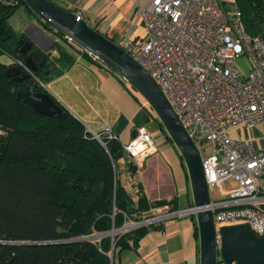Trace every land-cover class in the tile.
<instances>
[{
  "label": "trees",
  "instance_id": "16d2710c",
  "mask_svg": "<svg viewBox=\"0 0 264 264\" xmlns=\"http://www.w3.org/2000/svg\"><path fill=\"white\" fill-rule=\"evenodd\" d=\"M233 2L244 30L262 36L264 0ZM21 5L32 12L24 0L0 3V27L10 34L0 40V54L8 55L11 62L23 61L13 48L17 37L24 36L14 34L7 25ZM59 50L57 61L66 67L72 58ZM43 55L45 61L33 75L47 83L53 70L43 72L55 60L49 51ZM6 66L0 62V264H113L123 249L135 247L146 230L159 223L117 231L112 236L102 234L111 227L118 229L154 217L165 205L167 211H174L178 209L174 200L149 201L139 193L133 199L119 179L117 159L127 156L118 137L108 138L99 131V139L95 138L60 103L63 118L36 113L15 98V90L31 84L36 91H47L31 76L9 83L3 72ZM125 163L131 176L136 167L130 159ZM193 235L197 239L195 222ZM79 238L82 240H76ZM20 241L55 242L12 243Z\"/></svg>",
  "mask_w": 264,
  "mask_h": 264
},
{
  "label": "built area",
  "instance_id": "2783aa9c",
  "mask_svg": "<svg viewBox=\"0 0 264 264\" xmlns=\"http://www.w3.org/2000/svg\"><path fill=\"white\" fill-rule=\"evenodd\" d=\"M73 13L76 20L81 18L79 8ZM135 15L144 36L122 37L117 45L155 81L198 150L207 191H216L213 198L208 194L205 206L211 213L216 255L221 226L245 223L256 234L264 235V147L226 132L232 126L264 123V33H247L238 11L227 12L219 0H145ZM64 37L74 42L70 36ZM79 46L90 60H97L93 50ZM12 63L46 90L47 83L34 76L23 61L13 59ZM100 132L108 138L117 137L106 124ZM92 134L99 139L98 132ZM121 147L136 168L155 151L143 124L135 127L134 135ZM226 182L228 187L223 188ZM160 215L194 214L192 208L184 207L125 229L154 223ZM215 261L226 264L219 255Z\"/></svg>",
  "mask_w": 264,
  "mask_h": 264
},
{
  "label": "crops",
  "instance_id": "0c3cea01",
  "mask_svg": "<svg viewBox=\"0 0 264 264\" xmlns=\"http://www.w3.org/2000/svg\"><path fill=\"white\" fill-rule=\"evenodd\" d=\"M50 1L71 12L79 8L81 19L116 44L122 37L135 39L144 36V29L135 13L137 7L145 0ZM219 1L225 9L229 4H234L233 0ZM21 7L23 9L19 15L20 22L14 21L18 18L15 14L19 12V6L7 20L9 29L25 38L30 34L43 46L49 45L46 52L49 51V57L55 61L52 63L53 71L46 90L79 119L88 131L97 133L101 130V125L106 124L122 144L133 136L137 125L143 124L146 127V121L149 119L156 125L158 134L153 138L155 151L143 158L141 166L136 168L131 176L125 163L128 158L121 157L122 162L118 168L119 171L121 169L123 180L120 177L119 179L127 193L133 199L136 198V193L142 194L149 201L172 199L178 209L184 208L179 206V198L181 193H184L185 207L190 206L192 196L185 165L143 97L98 60L92 61L79 54L76 51L80 50L79 44L53 33L32 12L22 5ZM13 21L18 23V26H13ZM45 35L51 36L53 41L50 42ZM34 48L40 50L35 44ZM59 49L72 58V62L66 67L60 66L57 61ZM7 57V62H0L8 66L12 62L9 63L11 59L8 55ZM147 131L149 132L148 129ZM227 131V134H231L230 137L249 138L255 147H264V123L232 126L227 128ZM161 209L159 213H166L168 206L167 209ZM151 210L155 209L150 208L149 211ZM179 217H167L154 222L159 225L148 228L135 247L123 249L113 264H198L193 215H189L190 221L177 220Z\"/></svg>",
  "mask_w": 264,
  "mask_h": 264
},
{
  "label": "water",
  "instance_id": "95a60500",
  "mask_svg": "<svg viewBox=\"0 0 264 264\" xmlns=\"http://www.w3.org/2000/svg\"><path fill=\"white\" fill-rule=\"evenodd\" d=\"M24 1L32 13L46 24L53 33L70 36L75 43L93 50L96 53L97 60L128 82L153 110L166 134L176 147L186 168L192 196V204L187 207L192 208L196 220L198 264H216L217 250L214 240V228L211 213L205 207L209 203V196L202 173L201 158L158 85L147 71L122 48L89 26L83 19L76 20L73 12L58 7L50 0ZM45 36L50 42L53 41L51 36ZM9 37V32L0 27V40ZM34 44L40 50L34 48ZM48 48L49 45L43 46L35 37L27 34V38L17 37L13 49L23 56V65L33 73L42 66L45 56L41 52H46ZM53 66V64H50L43 73L48 74ZM3 72L11 84L24 81L30 76L20 65L15 63L6 66ZM15 98L29 105L38 114L56 118H63L65 115V111L52 95L48 92L36 91L31 84L19 86L15 90ZM167 217L166 215H160L157 216V220ZM142 224L139 223L137 226ZM120 230L127 231L124 226L118 229L111 227L107 233L102 235L112 236ZM219 234L218 255L226 264H264V235L256 234L245 223L221 226ZM53 242L55 241H20L12 243L41 245ZM112 249L113 246L111 245L110 259Z\"/></svg>",
  "mask_w": 264,
  "mask_h": 264
},
{
  "label": "rangeland",
  "instance_id": "374dc122",
  "mask_svg": "<svg viewBox=\"0 0 264 264\" xmlns=\"http://www.w3.org/2000/svg\"><path fill=\"white\" fill-rule=\"evenodd\" d=\"M22 7L20 6V8H19V12H17L15 15H18L17 17V19L16 20H14V21H17V22H20V17H19V15H20V11H22ZM234 10H235V5L234 4H229L228 5V8H227V12H229V13H233L234 12ZM14 21H13V23H14ZM18 23H14V25L13 26H18L17 25ZM0 60L3 62H7L8 61V57H7V55L6 54H4V53H1L0 54ZM240 64H241V66H243V63L242 62H240ZM49 90V89H48ZM141 97V96H140ZM142 98V97H141ZM143 99V98H142ZM154 113V112H153ZM155 114V113H154ZM157 117V116H156ZM146 127H147V129L149 130V135L151 136V138L153 139V138H155V136H157V134H158V131H157V127H156V125L154 124V122H153V120L152 119H149L148 121H146ZM226 132H228V131H226ZM229 134V133H228ZM227 134V135H228ZM228 136H231V134H229ZM202 155V154H201ZM122 162V158H118L117 159V162H116V164H117V168L119 167V165H120V163ZM118 170V172L120 173L121 172V169H120V171H119V168L117 169ZM119 177L123 180V174H122V172H121V174L119 175ZM225 187H228V183L226 182V183H224L223 184V188H225ZM208 194H209V196L211 197V198H213V197H215L216 196V191L214 190V188H210L209 190H208ZM180 200H179V206H181V207H185V205H186V201H185V199H184V193H181V197L179 198ZM164 214H166V213H164ZM177 220H186V221H190L189 220V215H183V216H180ZM193 221L194 222H196V220H195V215H193ZM132 223H134V222H132ZM132 223H127V224H124V229H125V226H128V225H130V224H132ZM120 231H122V230H120ZM196 243H197V250H198V238H197V240H196ZM197 256H199V251L197 252ZM217 256V258H218V255H216ZM116 260V259H115ZM115 264H117L116 262H115Z\"/></svg>",
  "mask_w": 264,
  "mask_h": 264
},
{
  "label": "bare ground",
  "instance_id": "6f19581e",
  "mask_svg": "<svg viewBox=\"0 0 264 264\" xmlns=\"http://www.w3.org/2000/svg\"><path fill=\"white\" fill-rule=\"evenodd\" d=\"M129 227V225L128 226H125V228H128Z\"/></svg>",
  "mask_w": 264,
  "mask_h": 264
},
{
  "label": "clouds",
  "instance_id": "9594fccd",
  "mask_svg": "<svg viewBox=\"0 0 264 264\" xmlns=\"http://www.w3.org/2000/svg\"><path fill=\"white\" fill-rule=\"evenodd\" d=\"M9 63H11V61H9Z\"/></svg>",
  "mask_w": 264,
  "mask_h": 264
}]
</instances>
